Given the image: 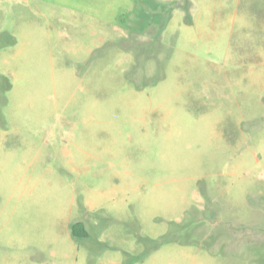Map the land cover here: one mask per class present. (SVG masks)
Returning <instances> with one entry per match:
<instances>
[{
	"label": "rangeland",
	"instance_id": "obj_1",
	"mask_svg": "<svg viewBox=\"0 0 264 264\" xmlns=\"http://www.w3.org/2000/svg\"><path fill=\"white\" fill-rule=\"evenodd\" d=\"M0 264H264V0H0Z\"/></svg>",
	"mask_w": 264,
	"mask_h": 264
},
{
	"label": "trees",
	"instance_id": "obj_2",
	"mask_svg": "<svg viewBox=\"0 0 264 264\" xmlns=\"http://www.w3.org/2000/svg\"><path fill=\"white\" fill-rule=\"evenodd\" d=\"M81 228H83V224L81 222H77L74 225H72V228H71L72 236L77 237L79 235ZM84 235H85V233H84Z\"/></svg>",
	"mask_w": 264,
	"mask_h": 264
}]
</instances>
